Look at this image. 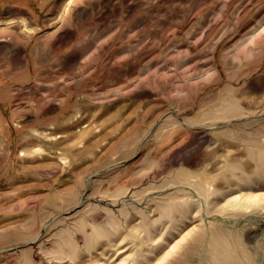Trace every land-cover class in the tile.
I'll return each instance as SVG.
<instances>
[{
    "label": "rangeland",
    "instance_id": "rangeland-1",
    "mask_svg": "<svg viewBox=\"0 0 264 264\" xmlns=\"http://www.w3.org/2000/svg\"><path fill=\"white\" fill-rule=\"evenodd\" d=\"M0 264H264V0H0Z\"/></svg>",
    "mask_w": 264,
    "mask_h": 264
}]
</instances>
